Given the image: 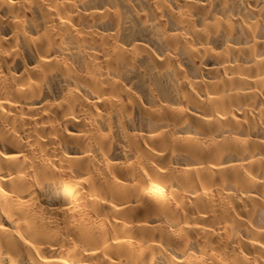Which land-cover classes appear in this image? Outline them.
Listing matches in <instances>:
<instances>
[{
  "label": "bare ground",
  "instance_id": "obj_1",
  "mask_svg": "<svg viewBox=\"0 0 264 264\" xmlns=\"http://www.w3.org/2000/svg\"><path fill=\"white\" fill-rule=\"evenodd\" d=\"M0 264H264V0H0Z\"/></svg>",
  "mask_w": 264,
  "mask_h": 264
}]
</instances>
